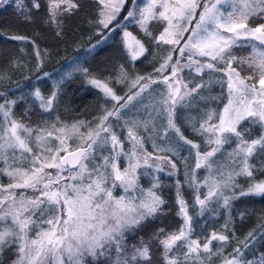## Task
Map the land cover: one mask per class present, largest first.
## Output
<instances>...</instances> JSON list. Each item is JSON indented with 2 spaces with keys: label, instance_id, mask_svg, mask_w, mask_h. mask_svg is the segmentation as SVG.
<instances>
[{
  "label": "snow or ice",
  "instance_id": "obj_1",
  "mask_svg": "<svg viewBox=\"0 0 264 264\" xmlns=\"http://www.w3.org/2000/svg\"><path fill=\"white\" fill-rule=\"evenodd\" d=\"M9 3L27 22L42 7L40 0H0V8ZM96 3L97 44L119 30L129 65L104 78L75 69L106 98L99 114L60 119L71 73L47 95L32 85L31 103L29 96L0 92V177L7 178L0 182V256L11 250L10 264H154L150 241L130 245L128 237L167 214L163 190L174 187L182 224L152 234L159 264H264V210L239 213L241 220L258 217L242 236L232 226L236 201L264 200V0ZM45 6L43 22L62 37L64 18L79 10V0H45ZM132 25L142 37L128 30ZM31 43L39 71L47 49ZM137 61L152 62L153 71L140 74ZM12 66L25 65L17 59ZM113 80L125 85L123 95ZM5 81L11 76L0 71V85ZM35 107L40 118L32 121ZM163 176L175 179L169 185ZM197 206L199 216L224 210L228 218L219 231L204 229L193 238L189 208Z\"/></svg>",
  "mask_w": 264,
  "mask_h": 264
},
{
  "label": "trees",
  "instance_id": "obj_2",
  "mask_svg": "<svg viewBox=\"0 0 264 264\" xmlns=\"http://www.w3.org/2000/svg\"><path fill=\"white\" fill-rule=\"evenodd\" d=\"M40 2L42 7L34 14L32 22L25 21L17 14L14 3L6 4L3 8H0V27L3 30L0 31L3 33V35H0V71H5L12 75L11 81H5L3 85H0V92L6 91L5 87L17 82L22 85L19 89L20 91L15 92L14 96L10 95V92L7 91L10 98L14 97L15 99L20 95L29 96L30 91L27 90L26 87L34 76L32 75L34 70L36 75L43 74L45 69H49L46 68V66L49 65L51 67L52 65L50 64H55L54 62L51 63V61H46V63L43 64L44 67L37 72L35 61L33 58L29 59V57H31L29 53L32 48L31 40H35L36 45H38L40 49H47V52L52 56V54L62 53L64 48L71 45V43L73 44L76 42V39H79L82 34H84V37L80 45L83 46L96 42L101 38L97 35V32L101 30L100 26L92 22L96 19L98 7L96 0H79V10L64 18L62 37H57L53 27L46 25L43 22L46 17L45 0H40ZM25 3H28V0H25ZM131 27H133L134 31L139 33L137 26L132 25ZM106 32L107 30H104V34ZM10 35H23L29 37L30 40L13 41L6 38ZM21 49H23V51H21ZM247 51L248 50H245L240 54L246 55ZM17 59L25 66L22 68L13 67L12 61ZM51 59H55V57H51ZM121 63H125V54L120 44V35L116 33L114 38L96 45L95 48L88 52L82 59L81 66L88 68L93 74L108 77L114 76L118 65ZM127 65L128 64L125 63V67ZM25 77H27V79H25ZM41 84L42 85H38L37 87H39L43 93H49V88H51L49 82L42 79ZM114 88L116 91H121L122 87L120 85L118 87L114 86ZM0 100H2V98H0ZM29 102H32L30 96ZM35 103L38 105V101ZM105 103L106 98L103 94L98 89L89 85L81 72L75 71L71 74L70 78L64 81L63 94L61 96L58 114L60 119L92 120L94 116L100 113V106L105 105ZM23 110L24 104L21 102L16 106L15 111L17 114H21L23 113ZM40 112L41 110L38 107H35L32 112L28 113V115L31 116L32 121H37L40 118ZM253 132L254 134H258L259 129L254 128ZM185 154L187 153H182V155ZM176 163L178 166L181 164L178 159L176 160ZM180 178L182 179V175ZM162 179L170 185L175 178L163 176ZM163 196L167 200V204L165 205L167 214L160 217V219L148 222L142 230L138 231L135 235L128 237V243L130 245H139L141 238L145 241H150L154 264H159L160 247L154 240H151L152 234L157 228H164L167 231H172L182 224L181 217L176 214L178 211V205L176 203L175 188L165 187L163 190ZM184 198L189 201V204L193 202L192 189L187 186L184 188ZM196 209L197 208H189V213L193 216V219L196 217ZM245 210L254 211L256 213L264 210V200L248 198L236 201L232 211V216L234 217L232 226L235 227L238 236H242L258 223L257 215H251L248 219L241 220L239 213ZM219 211L220 215H213L211 212H208L209 216L213 215L217 216V218L209 220L202 230L207 229L208 232H211L212 230L219 231L221 229L222 224L217 221L218 218L227 219L228 217L223 209H220ZM199 218H201V216H199ZM197 234L198 231L195 229L194 236ZM229 250L230 247L226 249V252ZM260 251H264V247H260ZM246 255H249V259H251L250 254ZM14 258L15 256L11 250L5 252L3 256H0V260H3L5 264H10L11 260Z\"/></svg>",
  "mask_w": 264,
  "mask_h": 264
},
{
  "label": "rangeland",
  "instance_id": "obj_3",
  "mask_svg": "<svg viewBox=\"0 0 264 264\" xmlns=\"http://www.w3.org/2000/svg\"><path fill=\"white\" fill-rule=\"evenodd\" d=\"M126 8L128 7V5L125 6ZM125 13L122 12L121 15L123 16ZM98 28V27H97ZM129 31H132L134 35H137V36H140L142 37V33L139 31L136 32L133 30V27H129L128 29ZM0 31H3L2 28L0 27ZM116 33L119 34V30H117V32L113 33L109 39H112L116 36ZM105 35H107V32L105 33ZM83 37H84V34H82L79 39H76L77 41L74 42L73 44L71 43V45L67 46L66 48L63 49V52L62 53H59V54H51L49 52H47V54L45 55L44 57V63H46V61H51L54 62L55 64H50L52 65L51 67L48 65L46 66V68H49L48 70L45 69L43 73L47 72L49 75L48 76H44L42 73L41 74H35V70L34 72L32 73V75H34L31 79V82L29 83V85L26 87L27 90L30 91V93L32 92L33 88H32V85H35V86H38V85H42L41 82H42V79L44 80H47L50 84V87L49 88V92L50 90L53 88V85H55L58 81L61 80V78H64L65 75L67 73H73L75 72V69L77 67H81V68H84L82 67V59L84 58V56L90 52L92 49H93V45H98L97 44V41L100 40L98 39L96 42H92L90 43L89 45H80V43H82L81 41H83ZM80 40V41H79ZM41 50H44V49H41ZM30 56L29 59L33 58V60L35 61V63L37 62V59L35 57V54H34V46L32 45V48L30 50ZM51 57H55V59H51ZM44 67V66H43ZM126 67H129V65H127ZM135 70L137 72H139L140 74H146V73H151L153 71V63L152 62H144V63H140V61H137L136 62V67H135ZM38 72V71H37ZM78 72V71H76ZM11 77L12 75L10 73H8ZM96 75V74H94ZM40 77V79H37V77ZM97 77H100V78H104L103 76H100V75H96ZM107 77V76H105ZM39 81V82H38ZM121 85V91H118L117 90V93L120 94V95H123L124 92L126 91V88H125V85L124 84H117L115 83V80L112 81V86H120ZM22 87V85L20 84V88ZM20 88H16V83L15 84H12V85H9L7 87H5V90L6 91H9L10 95H13L15 94V92H19ZM213 91V94L216 93V88L214 87L212 89ZM46 95L48 93H45ZM14 99V97L12 98ZM179 111V110H178ZM141 115V118H143V113L141 112L140 113ZM63 121L65 122H68V123H71L72 121L74 120H68V119H63L61 118ZM179 122V121H178ZM185 131V135L189 136V138H192V139H198L194 136L191 135V133L188 131V130H184ZM127 147V145H126ZM151 150V149H149ZM187 155V154H185ZM181 162V161H180ZM178 166V165H177ZM180 169H181V173L183 172V164L181 162L180 166H178ZM200 174L203 175V170H200ZM0 182H4V183H7V178L5 177H0ZM142 183H144L145 186H147V180H143ZM202 192L204 191V189L201 190ZM120 190H117V194H119ZM196 211L198 212L199 211V206L196 207ZM197 212L196 213V217L193 219V224H194V227L195 229L198 231V234L201 232L202 228L206 226V223L209 221V220H212L213 218H217V216H209L208 212H205L203 216H201V218H199V216L197 215ZM182 219V217H181ZM225 218H218V222H221V224H223L225 222ZM257 224V223H256ZM195 238V236L193 237ZM214 246L216 244V242H213ZM231 251V248L229 251L227 252H230ZM247 254V253H246Z\"/></svg>",
  "mask_w": 264,
  "mask_h": 264
}]
</instances>
